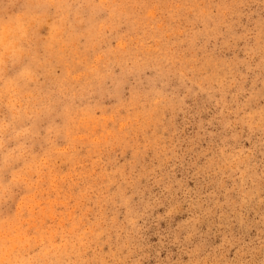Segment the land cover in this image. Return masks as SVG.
<instances>
[{
    "label": "rangeland",
    "instance_id": "obj_1",
    "mask_svg": "<svg viewBox=\"0 0 264 264\" xmlns=\"http://www.w3.org/2000/svg\"><path fill=\"white\" fill-rule=\"evenodd\" d=\"M262 51V0H0V264H259Z\"/></svg>",
    "mask_w": 264,
    "mask_h": 264
},
{
    "label": "snow or ice",
    "instance_id": "obj_2",
    "mask_svg": "<svg viewBox=\"0 0 264 264\" xmlns=\"http://www.w3.org/2000/svg\"><path fill=\"white\" fill-rule=\"evenodd\" d=\"M262 2H264V0H262ZM261 56L264 57V51H262ZM261 94L264 95V89H261ZM262 115H264V113H262ZM261 147L264 148V134L261 136ZM262 195H264V193H262ZM259 264H264V259H262Z\"/></svg>",
    "mask_w": 264,
    "mask_h": 264
},
{
    "label": "bare ground",
    "instance_id": "obj_3",
    "mask_svg": "<svg viewBox=\"0 0 264 264\" xmlns=\"http://www.w3.org/2000/svg\"><path fill=\"white\" fill-rule=\"evenodd\" d=\"M169 2V1H168ZM201 2V1H200ZM188 10V9H187ZM144 11V10H143ZM160 14V13H159ZM146 20V19H145ZM31 23V22H30ZM146 24V23H145ZM13 28V27H12ZM163 28V27H162ZM15 48V47H14ZM23 51V50H22ZM78 52V51H77ZM5 56V55H4ZM67 81V80H66ZM89 89V88H88ZM21 95V94H20ZM23 96V95H22ZM10 107V106H9ZM119 109V108H118ZM27 110H29V109H27ZM13 134V133H12ZM97 142V141H96ZM137 151V150H136ZM21 156V155H20ZM62 160V159H61ZM42 162V161H41ZM28 166V165H27ZM28 169V168H27ZM16 171V170H15ZM19 175V174H18ZM27 187H29V186H27ZM46 193V192H45ZM51 203V202H50ZM31 206V205H30ZM29 207V206H28ZM30 209V208H29ZM23 231V230H22ZM12 244V243H11ZM11 247H13V246H11Z\"/></svg>",
    "mask_w": 264,
    "mask_h": 264
}]
</instances>
